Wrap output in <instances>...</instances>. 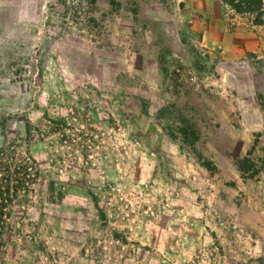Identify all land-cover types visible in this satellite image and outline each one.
Returning a JSON list of instances; mask_svg holds the SVG:
<instances>
[{
    "label": "rangeland",
    "instance_id": "obj_1",
    "mask_svg": "<svg viewBox=\"0 0 264 264\" xmlns=\"http://www.w3.org/2000/svg\"><path fill=\"white\" fill-rule=\"evenodd\" d=\"M261 12L0 0V264H264Z\"/></svg>",
    "mask_w": 264,
    "mask_h": 264
},
{
    "label": "trees",
    "instance_id": "obj_2",
    "mask_svg": "<svg viewBox=\"0 0 264 264\" xmlns=\"http://www.w3.org/2000/svg\"><path fill=\"white\" fill-rule=\"evenodd\" d=\"M222 2L240 14L261 16L262 0H222Z\"/></svg>",
    "mask_w": 264,
    "mask_h": 264
},
{
    "label": "crops",
    "instance_id": "obj_3",
    "mask_svg": "<svg viewBox=\"0 0 264 264\" xmlns=\"http://www.w3.org/2000/svg\"><path fill=\"white\" fill-rule=\"evenodd\" d=\"M90 223V222H89ZM90 225H92V224H90Z\"/></svg>",
    "mask_w": 264,
    "mask_h": 264
}]
</instances>
